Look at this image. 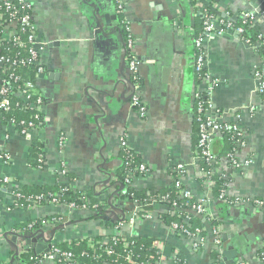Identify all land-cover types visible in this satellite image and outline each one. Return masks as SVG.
Instances as JSON below:
<instances>
[{
    "label": "crops",
    "instance_id": "crops-1",
    "mask_svg": "<svg viewBox=\"0 0 264 264\" xmlns=\"http://www.w3.org/2000/svg\"><path fill=\"white\" fill-rule=\"evenodd\" d=\"M29 1L45 46L46 72L37 82L45 100L44 125L41 131L24 136L0 121V150L10 155L8 163L0 160V174L11 180L12 189L28 193L64 186L83 193L101 191L123 164L121 140L125 137L150 169L133 180L134 190L152 200L173 182L171 168L183 164L189 172L187 186L197 199L205 198L210 184L200 178L193 159L194 39L201 30L198 16L204 15L199 2L195 7L189 0ZM206 9L237 20L245 12L264 15V0H217L214 4L212 0ZM123 21L137 40L140 94L148 105L145 119L132 108V89L123 83L125 52L117 34ZM259 27L264 35V24ZM205 49L209 69L220 80L213 103L230 113L226 121H238L246 141L238 155L242 162L251 161L242 170L229 165L223 169L229 196L264 200V101L254 78L255 69L262 65L261 54L232 29L207 40ZM237 112L240 119L233 115ZM34 142L44 146L41 169L34 167ZM13 201L0 187V264H24L21 254L26 251L42 256L58 244L116 234L103 217L91 218L90 212L72 211L66 204L11 210ZM116 203L121 208L132 205ZM251 206L213 203L223 239V262V252L228 250L238 251L248 264H263L257 253L264 248V210ZM149 209L152 218L125 227V236L156 240L165 264H176V252L186 259L185 264H220L209 224L204 222L207 243L195 252L190 240L177 237L162 220L171 214L169 208L153 204ZM37 220L42 225L32 240L13 232ZM41 264L58 263L46 258Z\"/></svg>",
    "mask_w": 264,
    "mask_h": 264
},
{
    "label": "built area",
    "instance_id": "built-area-1",
    "mask_svg": "<svg viewBox=\"0 0 264 264\" xmlns=\"http://www.w3.org/2000/svg\"><path fill=\"white\" fill-rule=\"evenodd\" d=\"M2 6L0 8V121L4 122L10 130L16 131L21 135H29L32 132H39L44 125L43 112L45 107V100L43 95L37 88V82L42 78L46 72L45 65L42 61V53L45 50V46L41 44L39 40V31L37 24L35 23L33 5L29 0H0ZM212 0H200L199 9L206 13V4ZM214 9L213 5L211 4ZM122 10V8L120 7ZM215 10V9H214ZM212 12V11H211ZM245 23L249 20L252 24L258 26L264 24V15L255 14L251 12H245L243 15ZM208 20L205 22L204 28L200 35L194 39V47L196 50L194 66H193V78L196 83L195 90V103H196V116L199 123L200 139L199 144L193 151V159L198 163L200 178L210 184V191L205 198L197 199L193 195V191L187 186L186 180L189 177V172L185 165L179 164L171 168V174L173 182L176 184V188L179 189V198L191 200L196 198L195 203L192 204L190 209L179 208L177 202L171 203L168 195L157 196L152 200H147L144 204L140 202L132 203L128 210H123L116 207L115 199L109 202L110 209L109 215L112 222L115 224V235L124 239L128 236L124 235V228L134 225L139 219H151L152 213L150 207L153 204L165 205L169 208L172 215H176L181 219V224L174 223L169 229L179 238H184L192 242V247L195 252H200L207 243L208 230L206 226L201 228H192L190 223V217L181 216L183 214H192L194 216L202 218L206 224L211 226V231L215 236V244L217 246V253H219L220 264H226L222 260L223 239L220 233L219 220L212 210V205L216 201L226 200L229 197L228 183L223 173V169L228 165L236 168L243 169L245 166H249L251 161L242 162L239 158L238 152L246 146V141L239 124L236 122H228L225 120L229 112H223L218 110L213 103V93L215 87L220 84V80L213 77L208 64L207 51L205 45L207 40L214 36H223L227 29L231 28V20L229 17L222 15L218 11L212 12L207 16ZM227 28V29H226ZM230 29V30H231ZM236 34L246 41L250 45H254L247 38L242 37L244 32L243 28L239 27L235 30ZM117 34L123 39V49L125 52V76L123 77V83L125 86H130L132 89V108L139 114L140 118L145 119L148 113V105L143 101L140 94L141 89V77L139 74V60L135 55L134 49L137 44V40L132 34L130 25L123 21L117 29ZM125 34V36H124ZM260 38L263 40L264 35L261 34ZM263 47L259 44V47ZM15 48L16 54H13L9 49ZM5 52V53H4ZM264 64L255 69L254 78L257 83L258 94H264ZM26 70L32 72V76L26 73ZM243 109H247L246 107ZM32 112L30 119L19 118L15 116L14 112ZM236 119L241 118L240 112L235 114ZM230 135L235 140V149L232 153L218 157L216 152V141L222 138L224 135ZM6 139L9 136L6 135ZM121 147L129 148L126 138H122ZM10 155L6 149L0 150V160L8 163ZM39 162L45 164V154L40 155ZM202 162H205L209 169L202 167ZM127 166H131V162L126 163ZM136 171L142 173V176L147 175L150 169L146 165H141ZM219 175L226 182L225 186L227 190L220 194L219 198H216L213 194V189L216 183L212 180V177ZM138 176L134 171L129 173V177L126 179V184L132 185L134 179ZM118 183L116 177L110 179ZM0 183L2 188H6L11 197L13 203L19 198V195L14 193L11 187V180L8 177L0 174ZM106 186H102L101 191H104ZM61 192L55 195H40L38 197H30L27 202L30 204L26 206L28 210L40 207V203L60 205ZM228 201L232 206L241 204H252L256 208L264 210V200H245L242 198H233ZM84 205L78 209V211H87L95 213L98 212V206L93 205L92 208L88 206L87 200L83 199ZM227 202V201H226ZM63 204V203H62ZM68 205V204H66ZM72 211L77 210L75 204L68 205ZM55 222L59 221L57 218ZM113 227V226H112ZM17 236H23L25 231L17 232L13 230ZM35 233V232H34ZM33 234L27 235L30 239H33ZM104 241L102 243L97 241H89V252H83L81 255L84 257L99 256L96 255L98 249L101 250L105 246ZM99 246V247H98ZM154 248L158 250V253L152 254L145 259H140L139 256H135L133 252H127L125 258L118 264H165V257L163 255L161 244H154ZM19 249H22L20 245ZM108 256H116L117 253L111 248L105 249ZM43 259H50L58 264H83L80 262H74V255L72 252H64L56 246H52L47 253L42 256ZM177 257V253H176ZM42 259V261H43ZM177 259V258H176ZM257 259L264 264V252L257 255ZM99 264H107L101 262ZM109 264V263H108ZM115 264V263H114ZM234 264H248L243 258L235 260Z\"/></svg>",
    "mask_w": 264,
    "mask_h": 264
},
{
    "label": "trees",
    "instance_id": "trees-1",
    "mask_svg": "<svg viewBox=\"0 0 264 264\" xmlns=\"http://www.w3.org/2000/svg\"><path fill=\"white\" fill-rule=\"evenodd\" d=\"M193 6L196 7L198 2L200 0H189ZM217 0H213V4ZM2 6V2L0 1V8ZM122 14V13H121ZM212 12L210 9H207L206 13H204L203 16H198V19L201 22V30L200 34L204 28L205 22L208 20L207 16L211 15ZM231 27L233 29H237L239 27L243 28L244 32L242 33V37L247 38L251 43H254L255 46H257V50L260 52L261 57H262V62L264 64V50L263 47H259V44L264 41L260 38L262 31L260 27L256 24H252L249 22V20L245 23V20L243 19V16L235 22L231 21ZM227 29V28H226ZM231 29V28H230ZM229 28L227 31L230 30ZM234 30V31H235ZM199 34V35H200ZM125 36V34H124ZM198 36V35H197ZM196 36V37H197ZM13 54L17 53V50L15 48L9 49ZM5 53V52H4ZM264 68V67H263ZM264 70V69H263ZM26 73L30 74L32 76L31 71H27ZM196 87V83H195ZM259 96L262 98L264 101V94H259ZM196 107V103H195ZM15 116L19 118H25V119H30V116L32 115V112H19L15 111L14 112ZM195 119H194V125H195V143H194V148L197 147L199 144V139H200V131H199V123L197 122V116H196V109H195ZM217 148L216 152L218 154V157H222L225 155H228L232 153L235 149V140L231 138L230 135H224L220 140L216 141ZM43 149L44 146L42 144L35 143L33 144V153H34V159L35 164L34 167L37 169H41L44 167V164H41L39 162L40 155L43 154ZM121 155L123 159V164L119 170V172L116 175V178L118 179V183L115 181H106L103 186H106V189L104 191H99L96 190V188L93 191H89L86 193L79 192V191H74L71 188L68 187H60L57 189L54 188H49L45 187L42 189L35 190L33 192H25L22 190H18L13 188L14 193L16 195H19V198L16 199V201L13 203V205L10 207L12 209H26V206H29L30 204L27 202V199L30 197H38L40 195H55L58 192L62 191L60 204H75L77 207V210L81 208L84 205L83 199L85 198L87 200L88 206L92 208L93 205L98 206V212H90L91 218H96V217H103V219L106 220V225L108 227H114L115 224L112 222L110 219L109 215V209H110V204L109 202L112 200V198L115 199V204L117 208L123 209V210H128V208H121L117 206L116 200H118V203L120 204H129V203H135V202H140L144 204L148 199L146 195L142 194L141 192H137L136 190L133 189L132 185L126 184V179L129 177V173L131 171H134L138 177L142 176V173L139 171H136L139 166L141 165H146L145 163L142 162L141 157L135 153L132 149L129 148H122L121 149ZM131 162V166H127L126 163ZM202 167L204 169H209V166L205 163L202 162ZM147 166V165H146ZM148 167V166H147ZM149 168V167H148ZM137 177V178H138ZM212 180L216 183L214 189H213V194L216 198H219L220 194L224 193L227 190V187L225 186L226 182L222 179L221 176L215 175L212 177ZM0 187L1 183H0ZM105 194V195H104ZM168 195L170 198L171 203L173 201L177 202L179 205V208L183 209H190L192 204L195 203L196 198H193L191 200H186L179 198V189L176 188L175 182H172L171 185L166 188L165 190L158 192L154 194L152 197L156 198L157 196H166ZM103 196V197H102ZM105 196V197H104ZM232 198L226 197V200H219V204L221 205H230L228 203L229 200ZM227 201V202H226ZM41 206L47 205L44 204V202L38 204ZM178 213V212H177ZM176 215H164L162 216V220L164 221L167 226L171 227L174 223L181 224V219L178 218ZM190 217V223L192 228H201L204 226V220L200 217L194 216L192 214H183L181 215ZM42 221H30L26 222L24 224H21L16 227L17 232L25 231L26 236L33 234L35 231L39 230L41 228ZM97 242H105V246L97 251L95 253L96 255L99 256V259L97 256H92V257H84L81 254L83 252L88 253V240H73L71 243H63V244H58L56 247H58L62 251L66 252H72L74 255V262H80L83 264H99L101 262H106L107 264H118L122 259L125 258V255L127 252H133L135 256H139L140 259H145L146 257L152 255V254H157L158 250L154 248V244L157 243L156 240L154 239H147V238H141V237H128L127 239H124L119 236H107V237H100L97 240H94ZM99 247V246H98ZM106 248H111L116 251L117 255L116 256H108L105 249ZM263 250L259 251L257 255H260ZM177 253V259L175 260L176 264H185L187 261L186 259L181 256L179 252ZM217 254V253H216ZM219 257V253H218ZM21 259L24 264H41L43 257L37 256L35 253H33L31 250L23 252L21 254Z\"/></svg>",
    "mask_w": 264,
    "mask_h": 264
},
{
    "label": "water",
    "instance_id": "water-1",
    "mask_svg": "<svg viewBox=\"0 0 264 264\" xmlns=\"http://www.w3.org/2000/svg\"><path fill=\"white\" fill-rule=\"evenodd\" d=\"M42 77H44V75ZM250 208L252 210H255V211H257V210L261 211L262 210L261 208H256L254 206H251ZM223 256L225 258L226 264H234L235 260L241 257V255L238 253V251H228V250L223 252Z\"/></svg>",
    "mask_w": 264,
    "mask_h": 264
},
{
    "label": "rangeland",
    "instance_id": "rangeland-1",
    "mask_svg": "<svg viewBox=\"0 0 264 264\" xmlns=\"http://www.w3.org/2000/svg\"><path fill=\"white\" fill-rule=\"evenodd\" d=\"M113 229H114V227H113Z\"/></svg>",
    "mask_w": 264,
    "mask_h": 264
}]
</instances>
